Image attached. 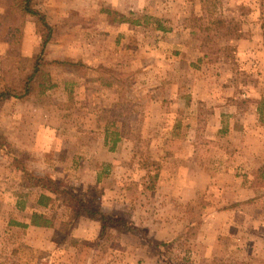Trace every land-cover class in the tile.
<instances>
[{
    "label": "rangeland",
    "instance_id": "1",
    "mask_svg": "<svg viewBox=\"0 0 264 264\" xmlns=\"http://www.w3.org/2000/svg\"><path fill=\"white\" fill-rule=\"evenodd\" d=\"M13 1L0 0V193L39 172L132 227L101 236L61 208L57 261L264 264V0H34L54 28L43 52L36 18L12 31ZM36 126L37 142L19 136Z\"/></svg>",
    "mask_w": 264,
    "mask_h": 264
},
{
    "label": "crops",
    "instance_id": "2",
    "mask_svg": "<svg viewBox=\"0 0 264 264\" xmlns=\"http://www.w3.org/2000/svg\"><path fill=\"white\" fill-rule=\"evenodd\" d=\"M254 40L258 39L257 36H254L252 33V35L241 37L240 40L237 41L238 44H241V46H243L244 48H249V46L251 45L253 47ZM42 130V127H40L39 130L37 126L35 127V129H33V132H30L31 130L27 131V129L25 130L22 128V130H20L21 133H19V136H29V134L31 133V137H34L37 142L38 139L43 136ZM21 148L22 151L24 150V152L39 154L38 144L33 143L32 145H30V147L23 146ZM13 160L14 159H12V161ZM4 164H6V166H10V159H5ZM38 174L40 173L38 172ZM3 176H5V169ZM27 183L28 182L20 185L21 191L19 193H13L14 190H12L11 188H9V192L0 193V248L4 249V253L0 252V264H22L23 262L21 263V261L12 263V261L10 262V260L12 259L11 257L14 253H16V251L27 249L30 251H34V253H37L38 256L42 255L41 257L44 259V262H41V264H60V261L57 260L59 259L58 257H60L59 251L61 250V242L59 235L60 233H62V230L60 227L55 226V215L56 212L61 208L67 209L70 212V215L71 210L65 207L56 195L51 194L40 187L33 186V184L28 185ZM11 184L12 183L10 181V185ZM28 186L30 187L29 190L27 188H24ZM33 192L34 194H32ZM13 194H16L15 204L10 205L8 200H12L11 196H13ZM41 196L47 197L43 205L40 204ZM36 214L41 216V220H39L40 223H42L41 225H34L32 223L34 215ZM77 221L79 223H82L84 221L93 222L96 220L81 217ZM13 233H21V238L23 239L20 242L22 243L18 242L16 244H13ZM99 234H101V229ZM46 258H48L49 260L48 263H46L45 261Z\"/></svg>",
    "mask_w": 264,
    "mask_h": 264
},
{
    "label": "trees",
    "instance_id": "3",
    "mask_svg": "<svg viewBox=\"0 0 264 264\" xmlns=\"http://www.w3.org/2000/svg\"><path fill=\"white\" fill-rule=\"evenodd\" d=\"M9 13L10 15L15 16L17 19H23L19 26L12 27V31H20L21 28H23L24 19L28 16L37 19L38 24L42 26V31L44 32V41L42 45L43 52L45 47L51 41L52 35L54 33V28L47 22L45 15L40 13L35 8L34 0H14L11 7L9 8ZM131 22L134 25H139L138 20H132ZM55 64L65 63L57 61L55 62ZM40 73H42L41 60L40 62H37L31 76H29L23 84L24 94L22 95V99L26 100L28 99L27 96L31 95L33 91V83L37 78V75H39ZM39 86H41L42 93H44L47 86L41 83L39 84ZM10 95L11 92H0V103ZM259 113L261 117L260 120L262 121V123H264V101L259 107ZM0 146H6V143H4V140L1 136ZM30 180H32L33 186L40 187L47 192L56 195L60 199L61 203L71 210L70 220L68 221V224L72 222L71 224L73 225V222H76L81 217H86L92 220H98L101 223V236H103L109 228L120 230L121 232H132V227H130V225L124 218L108 215L102 212L101 210L96 208L89 200H87L77 187L64 186L51 177H43L39 175H34ZM46 198V196H41L40 204L43 205L46 201ZM39 220H41V216L36 214L34 215L32 223L34 225H41L42 223H40Z\"/></svg>",
    "mask_w": 264,
    "mask_h": 264
}]
</instances>
